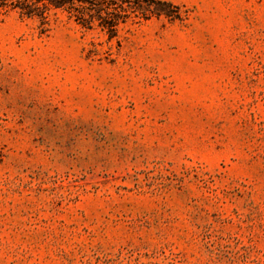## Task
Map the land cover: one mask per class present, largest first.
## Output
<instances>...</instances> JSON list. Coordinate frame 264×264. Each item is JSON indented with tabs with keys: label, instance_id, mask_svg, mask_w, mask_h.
<instances>
[{
	"label": "rangeland",
	"instance_id": "obj_1",
	"mask_svg": "<svg viewBox=\"0 0 264 264\" xmlns=\"http://www.w3.org/2000/svg\"><path fill=\"white\" fill-rule=\"evenodd\" d=\"M149 1L0 7V264H264V0Z\"/></svg>",
	"mask_w": 264,
	"mask_h": 264
},
{
	"label": "trees",
	"instance_id": "obj_2",
	"mask_svg": "<svg viewBox=\"0 0 264 264\" xmlns=\"http://www.w3.org/2000/svg\"><path fill=\"white\" fill-rule=\"evenodd\" d=\"M134 3L137 6L127 0H0V7L11 5L21 15L40 21H45L51 11H62L87 29L97 24L103 31L111 33L130 17H139V13L161 15V11L152 7V4L156 5L155 1L145 0V7L139 1Z\"/></svg>",
	"mask_w": 264,
	"mask_h": 264
}]
</instances>
